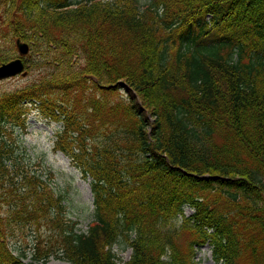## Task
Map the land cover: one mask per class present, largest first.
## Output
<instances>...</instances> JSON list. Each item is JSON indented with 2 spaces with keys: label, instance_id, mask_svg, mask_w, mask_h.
Returning <instances> with one entry per match:
<instances>
[{
  "label": "trees",
  "instance_id": "16d2710c",
  "mask_svg": "<svg viewBox=\"0 0 264 264\" xmlns=\"http://www.w3.org/2000/svg\"><path fill=\"white\" fill-rule=\"evenodd\" d=\"M74 1L20 0L15 33L39 46L44 75L0 105L4 119L37 99L79 134L62 148L95 179L101 226L63 235L64 259L168 264L169 223L190 207L217 260L264 264V0H149L143 12L138 0ZM203 34L239 61L190 52ZM0 264L26 263L0 243Z\"/></svg>",
  "mask_w": 264,
  "mask_h": 264
},
{
  "label": "rangeland",
  "instance_id": "374dc122",
  "mask_svg": "<svg viewBox=\"0 0 264 264\" xmlns=\"http://www.w3.org/2000/svg\"><path fill=\"white\" fill-rule=\"evenodd\" d=\"M145 2V0H138ZM19 15L17 13L4 14L0 10V45L7 46L4 39L11 35L10 22L15 20ZM211 40L199 44V51L204 55L209 56L210 53L218 47L216 44L213 47ZM192 46V44H191ZM194 46L191 47V50ZM224 54H228V50H222ZM238 48H234L231 54L232 58L238 59ZM28 59V63L36 62L37 57ZM41 77V73H32L27 78H8L0 82V97L10 92H15L23 87L35 83ZM119 97L124 96V91H119ZM60 123L50 122L40 113L33 112L26 114L23 122H9L1 126L0 140H5L7 148L12 150V160L10 165L20 164L29 171L30 175H37L44 182V185L50 190L52 189L56 196L61 195L63 200L61 204L64 207V219L66 222L78 223L76 230L87 232L94 221V199L92 196L90 181L82 177L71 163V160L62 152L55 150V134L61 129ZM15 161V163H13ZM16 169V168H15ZM213 177V176H207ZM215 177V176H214ZM30 204V201H28ZM10 209V208H9ZM6 210H8L6 208ZM185 216H190L193 210L185 207ZM12 237L7 242L11 246L20 247V255L27 250L28 247H34L36 237L42 240V244H47L51 239L48 226L41 222L35 226H26L23 229H18L16 225H12ZM171 228L178 230L176 238V253L175 259L169 260V264H222L218 262L213 253V245L210 241L200 240L197 237L194 229L190 226H184V218L172 221ZM48 240V241H47ZM56 242V237H54ZM114 252L122 259V262H127L132 256V251L125 245H116ZM171 253V252H170ZM32 251L29 252V258L25 262H30ZM49 264H66L58 258H53ZM239 264H254L251 256L245 255L239 261Z\"/></svg>",
  "mask_w": 264,
  "mask_h": 264
},
{
  "label": "water",
  "instance_id": "95a60500",
  "mask_svg": "<svg viewBox=\"0 0 264 264\" xmlns=\"http://www.w3.org/2000/svg\"><path fill=\"white\" fill-rule=\"evenodd\" d=\"M20 49H21V52L22 53H27V51H28V47L26 46V45H20ZM18 64V65H17ZM16 65L17 66H20V67H18V68H16V71H19L20 69H21V65L17 62L16 63ZM15 65V63L14 64H12V65H10V66H8V68L7 67H5V68H2L3 69V71H2V69H0V76H3V75H9V74H11L12 73V71H10V68L11 67H15L16 66ZM7 69V70H6ZM6 72V73H5ZM15 72V71H14Z\"/></svg>",
  "mask_w": 264,
  "mask_h": 264
},
{
  "label": "bare ground",
  "instance_id": "6f19581e",
  "mask_svg": "<svg viewBox=\"0 0 264 264\" xmlns=\"http://www.w3.org/2000/svg\"><path fill=\"white\" fill-rule=\"evenodd\" d=\"M255 253H256V255L259 254V253H257V252H255Z\"/></svg>",
  "mask_w": 264,
  "mask_h": 264
}]
</instances>
